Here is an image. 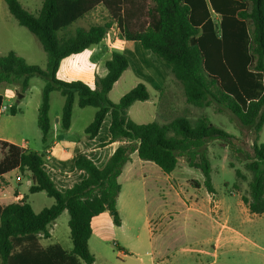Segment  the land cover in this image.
I'll return each instance as SVG.
<instances>
[{
    "label": "trees",
    "instance_id": "obj_1",
    "mask_svg": "<svg viewBox=\"0 0 264 264\" xmlns=\"http://www.w3.org/2000/svg\"><path fill=\"white\" fill-rule=\"evenodd\" d=\"M9 14L27 29L46 54V66L28 64L14 52L0 54V84L17 85L24 93L29 80L39 77L45 85L37 110L41 142L48 148L51 135L50 94L64 99L59 118L60 129L71 125L74 103L79 108L95 109L84 134L95 138L109 118V144L119 142L101 167L78 155L73 166L84 178L59 190L45 169L43 155L0 141L4 156L0 177L17 169L30 180L29 194L44 192L54 203L35 213L27 195L7 205L0 204V264H94L88 241L93 218L116 211L120 193L118 177L130 156L150 162L164 174L177 166L184 156L190 168L203 175L200 185L208 194L214 192L209 160L202 152L210 140L226 141L229 135L206 118L191 121L185 116L170 120L134 123L127 114L134 102L149 99L142 83L125 93L117 103L108 99L114 83L127 70L125 56L112 52L105 62L106 74L96 77L91 88L82 81L56 78L60 62L98 44L115 24L125 41L138 42L169 68L173 81L181 87L186 104L207 108L212 104L231 112L240 124L255 134L251 153L244 154V170H235V183L247 186L241 202L253 215L264 214V143L258 134L264 126V0H41L35 15L26 11L19 0H3ZM101 5L109 20L88 28L76 22ZM219 17L218 24L211 14ZM4 96L0 95V108ZM10 115L17 113L15 107ZM1 115V113H0ZM68 213L71 249L44 247L40 239H49L48 225L62 212ZM113 223L120 225L118 215Z\"/></svg>",
    "mask_w": 264,
    "mask_h": 264
},
{
    "label": "rangeland",
    "instance_id": "obj_2",
    "mask_svg": "<svg viewBox=\"0 0 264 264\" xmlns=\"http://www.w3.org/2000/svg\"><path fill=\"white\" fill-rule=\"evenodd\" d=\"M19 2L32 15L36 14L41 4V0ZM211 19L215 23L219 21L213 14ZM107 20L109 19L104 17L98 18L103 23ZM90 22L85 17L74 26L87 28ZM135 45L117 49V53H125L123 56L128 60L130 68L121 83L108 96L111 102H117L125 90L142 82L147 87L149 101L141 106L134 104L128 110V117L134 123L147 124L155 120L161 123L177 116H185L191 121L204 117L225 131L229 138L227 142L207 141L203 147L202 152L210 163L214 188V192L210 194L213 203L207 213L204 210L199 211L200 199L207 195L205 188H195L192 184L197 181L202 185L203 175L199 170L190 168L184 156L178 157L173 175V181L178 185L170 192L165 187V174L154 164L140 160L133 153V160L120 181L121 191L115 211L122 225L113 223L112 212H105L92 220V235L88 247L94 256V264H264V214H250L241 202V196L247 195L245 183H240L238 189L233 187L236 181L235 170L246 174L244 154L251 153L255 140L253 130L243 127L231 112L215 104L203 109L186 104L181 87L171 78L168 66L155 56L149 55L140 44ZM8 52L16 53L30 65L41 69L46 66V54L38 40L26 28L17 24L4 1L0 0V54L5 55ZM65 65L66 61L56 76L62 81L66 80ZM165 84L167 90L159 99L155 116L153 105L157 102L158 90ZM44 85L43 79L33 77L29 80L28 90L21 93L17 85L0 84V95H5L2 107H7L0 115V133L4 138L20 145L25 144L29 151L38 155H42L44 150L37 126V110ZM19 94L22 95L21 98H18ZM11 106L17 110L14 116L9 113ZM62 106L63 97L58 92H52L49 110L52 123L61 115ZM141 110H146L147 115L144 116ZM94 113V108H79L75 103L69 135L72 138H83L84 129L92 122ZM108 123L109 119H106L100 138L108 136ZM257 143H264V126L258 134ZM108 156L109 153L104 152L103 157L94 164L101 167ZM75 172L76 176L80 175ZM84 176L82 172V176L74 184ZM54 180L56 187L62 191L55 176ZM27 185H30V180L25 173L18 170L6 178H0L1 203L15 202L16 194L27 195V202L35 213L54 203L44 192L29 194ZM185 189L188 193H195L192 199L197 201L199 209H188L191 201L188 194L184 193ZM68 219V213L64 211L50 223V238H41V245L59 246L69 251L71 241ZM222 225L236 230L239 234L221 230ZM217 237L221 238V242L215 248Z\"/></svg>",
    "mask_w": 264,
    "mask_h": 264
},
{
    "label": "crops",
    "instance_id": "obj_3",
    "mask_svg": "<svg viewBox=\"0 0 264 264\" xmlns=\"http://www.w3.org/2000/svg\"><path fill=\"white\" fill-rule=\"evenodd\" d=\"M85 17H87L88 20L91 21L90 25H96L95 23H103V22L98 21L99 17L100 18L104 17L105 19H107V18L109 19L107 11L101 5L96 6L91 12L86 14L83 18H85ZM137 43L138 42L125 41L122 38L121 34L119 33L118 29L116 28V25L113 24L111 29L107 32V34L104 36V38L98 44L91 46L90 48L84 50L83 52H81L79 54L71 55V56L63 59L60 62V66H59L58 71L61 69L63 62L66 61V65L64 66L66 80H64V81H77V80H79V81H82L83 83L87 84L89 87L93 88L95 78L96 77L102 78L105 76V74H106L105 62L110 59L111 53L117 52L118 51L117 49H120V48L125 49L128 46L134 47V46H136L135 44H137ZM121 54L125 55L124 52ZM148 54L150 55L151 53L148 52ZM129 68L130 67L128 66L127 70H125L122 73V75L120 76V78L114 83L112 89L108 93V96L111 94L113 89L121 83V80H122L124 74H126V72L129 70ZM58 71H57V73H58ZM57 73H56V76H57ZM138 83H142V82H138ZM137 84H135L134 86H136ZM134 86H131V88H128V90H125V92H123V94L121 96H123L124 93H127L129 90H131ZM144 86H146V85H144ZM166 90H167L166 84L158 90L159 95L157 98V102L153 105L155 116L157 115V109H158L157 106H158L159 99H160L162 93H165ZM167 92L169 94L170 90H168ZM4 97H5V95H4ZM8 97H10V96H8ZM120 98L121 97H119V99ZM148 101H149V99L147 101H144V102L137 101V102H134L132 104V106L134 104H136V105L139 104V106H141L143 104H146V102H148ZM63 102H64V99H63ZM114 102L117 103L116 101H114ZM132 106H130V108ZM141 112H143L144 116L147 115L146 110H141ZM59 118H60V116L57 117L53 123L51 122V135H50V139L48 141V148L45 149V146L43 145V147H44L43 154H44V158L46 161V165H45L46 171L48 172L49 176L51 177V179L53 180L55 185L57 183L54 180V176L57 180H59L60 185L62 186V191H63L65 189L71 187L74 184V181L78 177L82 176V172H79L80 175L76 176V172H75L76 170L73 166V161L78 155H84V156L90 158L95 163V161H98L99 159H101L103 157L104 152H105V154L109 153V156H110L113 153V151L115 150V148L120 143L114 142V143L109 144L108 127H109L110 121H109L108 125L106 126V131H107L108 136L100 138V131L102 129V126H103L104 122L106 121V119H109V118H106L104 120V122L100 128L99 134L93 139H89L85 134H84L85 136L83 138H72L69 135L70 128L67 131H62L60 129ZM71 122H72V118H71ZM70 127H71V125H70ZM0 141H5V142L11 143V144L23 149V150H28L26 148L25 144L20 145V144L14 142L13 140H10L8 138H4L1 133H0ZM1 151L2 150L0 149V161L2 160V158L4 156V154H2ZM132 160H133L132 156H130V161L127 162L123 166L121 174L118 177V183L119 184H120V181L122 179L123 174L128 169ZM16 171H17V169H14L10 172H7V173L3 174L0 178H6L10 173L16 172ZM173 175H174V171L171 172L170 174H165V187L167 189H169L170 192L178 185V183H175L173 181ZM162 176L164 177V175H162ZM173 184L175 186H173ZM28 187H29V185H27V187H26L27 190H28ZM120 191H121V186H120ZM184 193L188 194L189 201H191L190 205L188 206V209L191 211L200 208L199 211L204 210L207 213L210 204L213 203L212 197L210 196V194L207 193L205 198L203 197L202 199H200V207L197 208L198 207L197 201L192 199V196H195V193H188L187 189L184 190ZM22 196H25V195L16 194V198H15L16 201L20 200L22 198ZM119 196H120V193H119L118 198L116 200V205H117ZM1 199L2 198L0 197V204L1 205L10 204V203L2 204ZM104 213H102V214H104ZM102 214H100V215H102ZM121 225H122V221L120 220L119 226H121ZM91 226H92V222H91ZM221 230H227L228 232H230L232 234L233 233L239 234L236 230H234V229H232L226 225H222ZM220 242H221V238L217 237L215 239V245H216L215 248H218L220 246Z\"/></svg>",
    "mask_w": 264,
    "mask_h": 264
},
{
    "label": "built area",
    "instance_id": "obj_4",
    "mask_svg": "<svg viewBox=\"0 0 264 264\" xmlns=\"http://www.w3.org/2000/svg\"><path fill=\"white\" fill-rule=\"evenodd\" d=\"M213 15H215L216 17H218V15L217 14H215V13H212ZM219 18V17H218ZM213 20V19H212ZM214 22V21H213ZM215 23V22H214ZM216 24H218V22L216 23ZM7 110V107H5V106H3V107H1L0 108V113L2 114L3 112H5Z\"/></svg>",
    "mask_w": 264,
    "mask_h": 264
},
{
    "label": "water",
    "instance_id": "obj_5",
    "mask_svg": "<svg viewBox=\"0 0 264 264\" xmlns=\"http://www.w3.org/2000/svg\"><path fill=\"white\" fill-rule=\"evenodd\" d=\"M21 97H22V95L19 94V95H18V98H21ZM111 214H112V216H115L117 213H116L115 211H113Z\"/></svg>",
    "mask_w": 264,
    "mask_h": 264
}]
</instances>
